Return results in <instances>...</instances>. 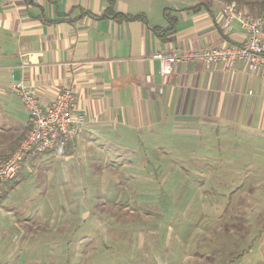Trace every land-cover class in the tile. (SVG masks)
<instances>
[{
  "label": "crops",
  "instance_id": "obj_1",
  "mask_svg": "<svg viewBox=\"0 0 264 264\" xmlns=\"http://www.w3.org/2000/svg\"><path fill=\"white\" fill-rule=\"evenodd\" d=\"M225 2L0 0V158H8L31 128L14 84L23 83L42 107L70 90L72 113L85 120L76 140L59 142L23 163L4 184L0 264L35 262L31 253L40 245L30 242L46 229L55 232L51 222L61 212L53 205L62 183L72 192L83 188L84 170L111 172L120 180L119 170H132L142 152L164 154L172 148L157 142L224 140V150L242 146L240 155L261 158L262 169L256 170L264 173V77L242 63L178 65L162 77L153 58L242 44L245 34L237 23L221 26ZM242 9L252 17L262 14L258 5ZM249 163L254 168L255 161ZM46 195L51 197L48 225Z\"/></svg>",
  "mask_w": 264,
  "mask_h": 264
},
{
  "label": "rangeland",
  "instance_id": "obj_2",
  "mask_svg": "<svg viewBox=\"0 0 264 264\" xmlns=\"http://www.w3.org/2000/svg\"><path fill=\"white\" fill-rule=\"evenodd\" d=\"M157 143L172 148L142 152L132 170L117 167L120 180L83 168V188L62 183L52 204L61 212L56 230L31 240L40 245L31 264H264L261 158L208 136ZM44 199L48 225L51 197Z\"/></svg>",
  "mask_w": 264,
  "mask_h": 264
},
{
  "label": "built area",
  "instance_id": "obj_3",
  "mask_svg": "<svg viewBox=\"0 0 264 264\" xmlns=\"http://www.w3.org/2000/svg\"><path fill=\"white\" fill-rule=\"evenodd\" d=\"M221 26L230 29L237 23L245 34L240 45H225L203 50L174 54H156L159 74L170 76L178 65L199 64L209 67L215 64L233 66L242 63L252 74L264 77V13L250 16L236 2H225L220 10ZM12 91L26 110L31 128L16 150L7 158H0V194L5 183L13 180L23 163L46 153L59 142H72L83 132L84 117L72 113L74 96L68 89L58 92L46 106H40L36 96L23 83L14 84Z\"/></svg>",
  "mask_w": 264,
  "mask_h": 264
},
{
  "label": "trees",
  "instance_id": "obj_4",
  "mask_svg": "<svg viewBox=\"0 0 264 264\" xmlns=\"http://www.w3.org/2000/svg\"><path fill=\"white\" fill-rule=\"evenodd\" d=\"M227 2H236L239 7L241 8H246V9H252L253 6L258 5L260 7V10L262 14L264 13V1H254V0H226ZM118 17H123L125 20H144L142 15H137V16H122L118 15ZM156 31H160V29H155ZM7 159V158H5Z\"/></svg>",
  "mask_w": 264,
  "mask_h": 264
}]
</instances>
